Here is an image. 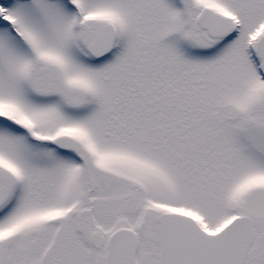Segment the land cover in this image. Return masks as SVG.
<instances>
[{
    "label": "snow or ice",
    "instance_id": "obj_1",
    "mask_svg": "<svg viewBox=\"0 0 264 264\" xmlns=\"http://www.w3.org/2000/svg\"><path fill=\"white\" fill-rule=\"evenodd\" d=\"M0 264H264V0H0Z\"/></svg>",
    "mask_w": 264,
    "mask_h": 264
}]
</instances>
